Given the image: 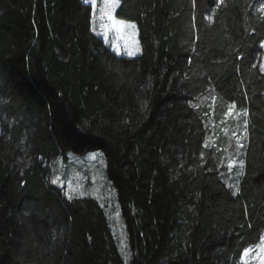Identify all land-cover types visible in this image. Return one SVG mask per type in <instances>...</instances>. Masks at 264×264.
Segmentation results:
<instances>
[{"label":"trees","instance_id":"1","mask_svg":"<svg viewBox=\"0 0 264 264\" xmlns=\"http://www.w3.org/2000/svg\"><path fill=\"white\" fill-rule=\"evenodd\" d=\"M116 1L135 57L80 0H0V264H124L98 203L51 183L52 161L90 151L128 264H241L264 234V0ZM207 96L246 112L234 191L204 146Z\"/></svg>","mask_w":264,"mask_h":264},{"label":"rangeland","instance_id":"2","mask_svg":"<svg viewBox=\"0 0 264 264\" xmlns=\"http://www.w3.org/2000/svg\"><path fill=\"white\" fill-rule=\"evenodd\" d=\"M91 8V31L117 56L135 57L140 54L137 30L133 23L115 18L118 7L116 0H80ZM262 4L257 5L261 10ZM264 49V42L262 43ZM264 72V52L260 62ZM216 99L207 96L197 103L202 112L208 134L204 143L220 158L224 181L232 191L242 170L243 149L246 139V112L225 104L216 112ZM196 106V107H197ZM51 183L71 198H92L103 209L115 238L124 264L130 262L131 253L126 243V231L116 200L114 188L105 176V160L100 151L84 154L68 153L64 159L57 158L50 163ZM241 264H264V234L260 241L246 248L240 258Z\"/></svg>","mask_w":264,"mask_h":264},{"label":"bare ground","instance_id":"3","mask_svg":"<svg viewBox=\"0 0 264 264\" xmlns=\"http://www.w3.org/2000/svg\"><path fill=\"white\" fill-rule=\"evenodd\" d=\"M194 108V107H193Z\"/></svg>","mask_w":264,"mask_h":264}]
</instances>
